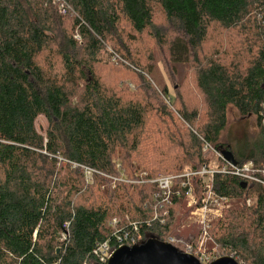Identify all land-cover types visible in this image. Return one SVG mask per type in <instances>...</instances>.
<instances>
[{
  "label": "trees",
  "instance_id": "1",
  "mask_svg": "<svg viewBox=\"0 0 264 264\" xmlns=\"http://www.w3.org/2000/svg\"><path fill=\"white\" fill-rule=\"evenodd\" d=\"M214 28L237 32L229 60L203 54ZM144 40L164 51L171 83L191 67L202 110L185 103L183 87L176 102L156 86L154 55H136ZM102 52L131 74L134 90L103 82ZM229 108L255 118L242 155L221 139ZM223 152L234 168L216 157ZM206 153L219 164L217 198H255L212 225V246L238 264H264L263 0H0V264H96L116 218L119 228L141 225L140 243H164L186 189L175 179L161 203L154 181L209 169ZM248 164L261 183L243 178ZM191 185L200 202L201 178Z\"/></svg>",
  "mask_w": 264,
  "mask_h": 264
},
{
  "label": "rangeland",
  "instance_id": "2",
  "mask_svg": "<svg viewBox=\"0 0 264 264\" xmlns=\"http://www.w3.org/2000/svg\"><path fill=\"white\" fill-rule=\"evenodd\" d=\"M163 25V19L160 16L156 17L155 26L156 27H162ZM237 37V32H224L221 29L214 28L211 30L209 38L205 45L202 48L203 54H211L212 52H217L219 54V58L223 59L228 54V58H224V60L230 59V53L234 49L237 51V49L240 47ZM143 39V38H141ZM245 48V47H243ZM149 49L151 53L154 55V62H155V68L153 71V79L156 83V86L165 87L172 99H177L176 102H178L177 94L174 92V89H176L178 86L183 87L180 94L181 97L185 100V103L188 105L197 104L198 108L201 109V97L199 94H197L196 90L193 86V80L191 75V67L190 66H183L178 69V80L177 82L171 83L170 74L168 69L165 67L164 62V51L161 50L158 47L153 46V43L147 42L146 40L141 41V43L137 45V57L139 60H144V50ZM102 54V59L104 60V64H107L109 66H104L108 68L107 69H98L97 74L100 75L101 79L104 83L108 85H116L117 87H122L124 85H127L129 90H134V87L132 85V78L131 74L126 72L123 67H119L118 65H115L110 60V57L106 55L105 53ZM109 67H113L116 69L117 72L112 73L109 71ZM185 79V83L183 82ZM175 80V77H174ZM193 102V103H192ZM36 128L37 131L44 135L47 129V123L44 118L39 117L36 122ZM257 132L256 130V122L254 117H247L242 118L240 117L237 112L229 108L227 111V127L226 131L222 136V142L229 143L230 146L233 148L234 152L236 154H244L246 153L245 144L251 141V137ZM252 142V141H251ZM206 158H210L209 163V169H206L209 172H215L218 170V162L215 159L214 156L211 155V153H206ZM224 170L227 171V167L223 166ZM167 177V176H166ZM253 182L258 183L257 179L253 175L250 176ZM85 180L87 183L91 182V175H85ZM201 182L204 184L201 186V191L199 193V196L201 200L207 199L208 195L206 194L207 189L204 187V185H210L209 182V176H205L203 180L201 179ZM261 183V181H259ZM194 199L196 204L192 205L191 207H188L187 201L186 206H184V210H186L185 215L183 214V208L180 210V213L177 215L178 221L176 222L174 228L172 229L170 236H175L180 238L181 240L190 243L192 248L195 251H199V254L196 252H192L195 258L199 260V258L204 259L205 261L209 260L210 262L224 257V252L217 251L213 246L209 238V231L213 224H215L220 218L222 217L223 213L227 210L235 209L241 207L244 203L247 207L251 206L255 202V198H248L247 200H227V203H221L219 200L213 201L212 199H215L212 197V199L208 200V204L206 205L205 212H202L200 209L196 210V208L202 207L203 203L202 201L197 202L198 199L196 198L195 194ZM199 203V204H198ZM190 209V211H188ZM201 216V217H200ZM119 220L120 218H116ZM201 222H204L201 224ZM169 236V237H170ZM179 251L183 252L181 248H179ZM228 257L233 258V255H230ZM204 264V263H202Z\"/></svg>",
  "mask_w": 264,
  "mask_h": 264
},
{
  "label": "built area",
  "instance_id": "3",
  "mask_svg": "<svg viewBox=\"0 0 264 264\" xmlns=\"http://www.w3.org/2000/svg\"><path fill=\"white\" fill-rule=\"evenodd\" d=\"M60 11L62 13L65 12L63 9V6H60ZM76 39H78V37ZM208 151H212V149L208 148V146H205L204 152H208ZM215 155L217 158L225 161L224 157L220 153H215ZM230 166L232 168H234V166H232V165H230ZM251 168H252L251 164L245 165L243 167L242 172L245 173V175H243V178L252 180L251 177H249V175H248V171ZM222 172H224V171H222ZM236 172H237L236 174H238V171H236ZM213 174H214V172H212V171L209 172L205 168H203L200 172H198L196 174L186 173V174L181 175L179 177L167 176V177L159 178V179L154 181V183H156L158 185V188L160 190V194L157 195V198L161 199L160 200L161 203L169 204L170 196H171V192H172V187H173V181L175 179H178V178H183L184 182L182 183L181 187L186 189L185 199L187 201L188 207H191L192 205L196 204L195 199H194L195 197L193 195V193H194L193 187L191 185V177L198 176L203 180V178L208 175L210 185H204V187L207 189L206 194L208 195V197L204 201L201 200L203 205H202V207L196 208V210L200 209L202 212H205L204 210H206V205L208 204V200L212 199V197L215 198V199H212L213 201L219 200L221 203H227V199L217 198L211 189V180H212ZM86 175H90V171H86ZM255 181L259 182L258 180H255ZM203 184L204 183L202 182V185ZM262 184L264 185V183H262ZM155 219H156V217H154V220ZM149 223L147 224V226H149ZM203 223L204 222H201V224H203ZM110 225L114 228V232H113L111 238L106 240L105 242L101 243L100 245H98L97 248L93 252V254L97 260L96 264H107L109 259L111 258V256L114 254V252L116 250L122 248V247H132L134 245L140 244V239H141L140 226L141 225L136 224V223L131 224L130 226H131L132 230H129L126 228H119V221L117 219H113ZM165 243H169L170 245L177 248L178 250H179V248H181L183 250V253H186V254H189L192 256L195 255L196 253L199 254L198 252H200V250L195 251L192 248L190 243H187V242H185V241H183L180 238L175 237V236L168 237L167 241H165ZM192 252H196V253L193 254ZM198 261L201 264L202 263H204V264L211 263L209 260L205 261L202 258H199Z\"/></svg>",
  "mask_w": 264,
  "mask_h": 264
},
{
  "label": "water",
  "instance_id": "4",
  "mask_svg": "<svg viewBox=\"0 0 264 264\" xmlns=\"http://www.w3.org/2000/svg\"><path fill=\"white\" fill-rule=\"evenodd\" d=\"M264 2V0H263ZM224 160L232 166L236 162L230 152H223ZM107 264H201L192 255L183 253L169 243L149 239L132 247L114 252ZM209 264H238L231 257H221Z\"/></svg>",
  "mask_w": 264,
  "mask_h": 264
}]
</instances>
